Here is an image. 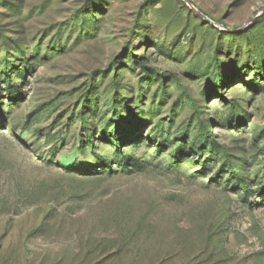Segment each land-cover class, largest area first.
<instances>
[{"label":"rangeland","instance_id":"rangeland-1","mask_svg":"<svg viewBox=\"0 0 264 264\" xmlns=\"http://www.w3.org/2000/svg\"><path fill=\"white\" fill-rule=\"evenodd\" d=\"M0 264H264V0H0Z\"/></svg>","mask_w":264,"mask_h":264},{"label":"trees","instance_id":"trees-1","mask_svg":"<svg viewBox=\"0 0 264 264\" xmlns=\"http://www.w3.org/2000/svg\"><path fill=\"white\" fill-rule=\"evenodd\" d=\"M115 246H116V245H112L111 247H113V248H114ZM109 249H112V248H109Z\"/></svg>","mask_w":264,"mask_h":264}]
</instances>
